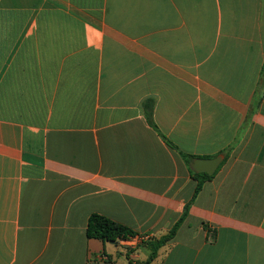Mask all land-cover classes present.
I'll return each mask as SVG.
<instances>
[{
	"label": "crops",
	"instance_id": "crops-1",
	"mask_svg": "<svg viewBox=\"0 0 264 264\" xmlns=\"http://www.w3.org/2000/svg\"><path fill=\"white\" fill-rule=\"evenodd\" d=\"M188 205L151 264H264V0H0V264H143Z\"/></svg>",
	"mask_w": 264,
	"mask_h": 264
},
{
	"label": "trees",
	"instance_id": "trees-1",
	"mask_svg": "<svg viewBox=\"0 0 264 264\" xmlns=\"http://www.w3.org/2000/svg\"><path fill=\"white\" fill-rule=\"evenodd\" d=\"M146 116H147L148 122L154 128H156L153 122V118H152L153 117V106L152 105L148 107ZM184 157L188 161L190 159H193V157L191 156L184 155ZM213 177L214 176H210L207 174H196L194 172V178L198 182L196 192H195V197L201 192L204 183L206 181H210L211 179H213ZM188 212H189V205L186 206L184 215L180 223H178L167 236L163 237L160 240H152L145 244V246L147 247L149 251V257L147 261L143 264H151L155 260L158 254V251L164 245H166L171 239L175 237L179 225L188 216ZM87 233H88V237L91 239H98L104 242L107 241V242H114V243H116L117 241H120L121 239H128L129 237L136 236V233L130 228L123 226L119 223H116L110 220L109 218H106L98 214L92 215L90 217L89 222H88V227H87Z\"/></svg>",
	"mask_w": 264,
	"mask_h": 264
},
{
	"label": "water",
	"instance_id": "water-1",
	"mask_svg": "<svg viewBox=\"0 0 264 264\" xmlns=\"http://www.w3.org/2000/svg\"><path fill=\"white\" fill-rule=\"evenodd\" d=\"M223 160L224 159L221 156L210 160L200 159L195 162L193 168L197 174L206 173L210 176H213L216 173V171L219 169Z\"/></svg>",
	"mask_w": 264,
	"mask_h": 264
},
{
	"label": "built area",
	"instance_id": "built-area-1",
	"mask_svg": "<svg viewBox=\"0 0 264 264\" xmlns=\"http://www.w3.org/2000/svg\"><path fill=\"white\" fill-rule=\"evenodd\" d=\"M133 237H129L128 239L133 238ZM138 239L141 241V243H146V242H149L152 240V236L151 235H144V236H140V238H138ZM122 240H126V239H121L120 241H122Z\"/></svg>",
	"mask_w": 264,
	"mask_h": 264
}]
</instances>
